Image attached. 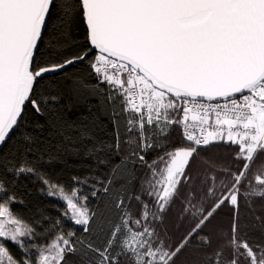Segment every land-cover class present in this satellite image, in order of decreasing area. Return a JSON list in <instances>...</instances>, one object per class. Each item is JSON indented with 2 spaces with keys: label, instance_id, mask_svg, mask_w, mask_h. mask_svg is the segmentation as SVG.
Segmentation results:
<instances>
[{
  "label": "snow or ice",
  "instance_id": "1",
  "mask_svg": "<svg viewBox=\"0 0 264 264\" xmlns=\"http://www.w3.org/2000/svg\"><path fill=\"white\" fill-rule=\"evenodd\" d=\"M0 264H264V0H0Z\"/></svg>",
  "mask_w": 264,
  "mask_h": 264
},
{
  "label": "trees",
  "instance_id": "2",
  "mask_svg": "<svg viewBox=\"0 0 264 264\" xmlns=\"http://www.w3.org/2000/svg\"><path fill=\"white\" fill-rule=\"evenodd\" d=\"M231 149L213 148L211 154L223 159L227 152ZM79 165L69 160L67 164H58L54 168H46L53 181H59L62 184H70L69 177L78 171ZM42 185L34 180L31 176L22 177L17 185V194L23 199V204H14V210L21 214L26 220H33L39 211L41 214H47L55 218L57 213V206L64 207V203L58 198H49L41 196L37 191ZM15 251V249H13Z\"/></svg>",
  "mask_w": 264,
  "mask_h": 264
}]
</instances>
